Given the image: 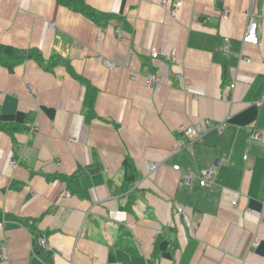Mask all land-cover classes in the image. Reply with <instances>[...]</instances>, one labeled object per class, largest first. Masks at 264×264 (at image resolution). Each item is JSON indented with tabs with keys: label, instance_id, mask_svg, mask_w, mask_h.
<instances>
[{
	"label": "crops",
	"instance_id": "obj_1",
	"mask_svg": "<svg viewBox=\"0 0 264 264\" xmlns=\"http://www.w3.org/2000/svg\"><path fill=\"white\" fill-rule=\"evenodd\" d=\"M84 2L0 0V264H264V0Z\"/></svg>",
	"mask_w": 264,
	"mask_h": 264
},
{
	"label": "built area",
	"instance_id": "obj_2",
	"mask_svg": "<svg viewBox=\"0 0 264 264\" xmlns=\"http://www.w3.org/2000/svg\"><path fill=\"white\" fill-rule=\"evenodd\" d=\"M180 6V3H175V8H178ZM258 32H257V22L254 17H250L248 24L246 26V30L243 36V42L250 44V45H256L258 44ZM150 54L153 58L158 57V55L161 53L159 49L156 47H151L149 49ZM108 68H114V65L110 64L109 62H105ZM149 80H158V77L156 75L151 74L149 76ZM227 95H225L226 97ZM217 128L220 130L221 125H217ZM184 135L189 138L191 141H198L201 140L202 134L204 133L205 129L202 125H189L182 129ZM252 138L256 140H264V131L255 132L252 134ZM244 159H246V155L244 156ZM11 166L14 168L16 167L17 163L15 161L10 162ZM158 167L157 163H154L152 165H149L147 167V171H152ZM174 170H179L178 165H173L172 167ZM214 171L212 169L204 171L201 176L198 177L199 184L205 185V184H212L214 179ZM192 180V174L190 173H183L181 174L180 184H190ZM231 204H235V201ZM185 209V207H183ZM40 246L46 247V241L43 237H40L38 240ZM7 258L6 255V248L4 245H0V261H5Z\"/></svg>",
	"mask_w": 264,
	"mask_h": 264
},
{
	"label": "trees",
	"instance_id": "obj_3",
	"mask_svg": "<svg viewBox=\"0 0 264 264\" xmlns=\"http://www.w3.org/2000/svg\"><path fill=\"white\" fill-rule=\"evenodd\" d=\"M57 1L64 6L72 8L75 11L82 12L89 18L97 17L95 15V12L85 4L84 0H57ZM28 57L35 58L36 56H34L33 52H31L30 50L28 51V54H25L24 51L14 49L9 46L0 45V64L7 67L9 70H11L15 65L19 64L21 61H23L25 58ZM88 93L89 95L91 94V96L89 97V106H90L92 101V90L89 89ZM0 129L10 130V128L6 124H0Z\"/></svg>",
	"mask_w": 264,
	"mask_h": 264
},
{
	"label": "rangeland",
	"instance_id": "obj_4",
	"mask_svg": "<svg viewBox=\"0 0 264 264\" xmlns=\"http://www.w3.org/2000/svg\"><path fill=\"white\" fill-rule=\"evenodd\" d=\"M191 174V173H190Z\"/></svg>",
	"mask_w": 264,
	"mask_h": 264
}]
</instances>
